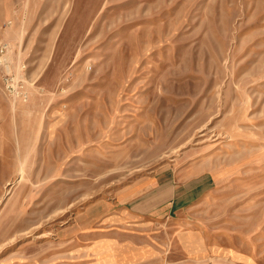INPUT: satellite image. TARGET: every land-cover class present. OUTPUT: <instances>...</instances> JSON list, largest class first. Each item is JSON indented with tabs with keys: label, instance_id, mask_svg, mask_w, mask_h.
I'll return each instance as SVG.
<instances>
[{
	"label": "rangeland",
	"instance_id": "374dc122",
	"mask_svg": "<svg viewBox=\"0 0 264 264\" xmlns=\"http://www.w3.org/2000/svg\"><path fill=\"white\" fill-rule=\"evenodd\" d=\"M0 264H264V0H0Z\"/></svg>",
	"mask_w": 264,
	"mask_h": 264
}]
</instances>
